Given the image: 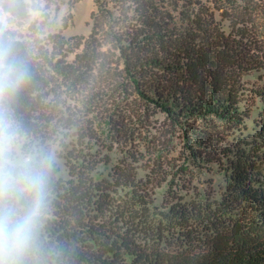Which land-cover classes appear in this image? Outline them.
<instances>
[{
	"label": "trees",
	"instance_id": "1",
	"mask_svg": "<svg viewBox=\"0 0 264 264\" xmlns=\"http://www.w3.org/2000/svg\"><path fill=\"white\" fill-rule=\"evenodd\" d=\"M93 1L91 32L78 36L74 46L81 47L80 51L70 63L50 56L49 67L80 85V80L87 79L83 76L87 70L115 65L118 84L124 89L129 86L190 132V156L197 165L210 169L217 164L224 170L227 195L222 206L229 209L230 217L219 225L211 221L214 229L189 245H142L112 224L75 210L73 196L70 199L61 192L66 188L53 169L51 214L42 230L53 264H264L262 156L224 148L222 138L194 125L195 120L209 118L235 124L249 118L242 79L264 68V0H210L216 10L229 12L227 28L214 20L212 10L174 8L169 12L167 8L169 3L193 5L192 0ZM0 7L18 22L30 17L26 0H4ZM2 27L4 36L14 40L26 59L31 74L10 104L22 129L20 145L31 149L36 140L45 146L54 139L62 141V129L73 127L89 128L87 135L94 132L95 122L60 109L59 95H51V80L44 69L47 64L41 65L24 40ZM52 42L64 47L69 40L57 33ZM251 95L264 101L263 90H251ZM87 97L92 104L100 93L90 87Z\"/></svg>",
	"mask_w": 264,
	"mask_h": 264
},
{
	"label": "rangeland",
	"instance_id": "2",
	"mask_svg": "<svg viewBox=\"0 0 264 264\" xmlns=\"http://www.w3.org/2000/svg\"><path fill=\"white\" fill-rule=\"evenodd\" d=\"M26 1L29 19L18 22L3 10V26L27 43L41 65L47 64L44 69L51 80V95H59L60 109L95 122L89 135V128L73 127L62 129V141L54 139L46 146L39 140L32 143V148L54 152L55 176L66 188L61 187V192L67 198L73 196L71 206L152 247L192 244L191 240L205 238L214 229L211 221L217 225L228 221L229 209L222 206L227 195L224 170L217 164L210 169L197 165L190 156V132L139 98L129 86L124 89L118 84L114 80L118 71L115 65L87 70L83 75L87 81L80 80V85L49 67L50 56L73 61L75 52L81 49H74L77 37H87L91 32L95 2ZM192 1L196 3H179L177 7L169 3L167 8L169 12L174 8L212 10L218 24L224 28L231 25L225 18L229 12L216 10L210 0ZM57 33L69 40L66 46L53 44ZM242 81L247 89L248 119L235 124L209 118L195 120L194 125L222 138L224 148L256 152L264 160V101L251 95V90L264 91V68L250 71ZM90 87L100 93L92 104L87 101ZM28 149V145H18L20 151ZM68 188L76 191L70 194ZM200 219L208 230L204 223L199 226Z\"/></svg>",
	"mask_w": 264,
	"mask_h": 264
},
{
	"label": "clouds",
	"instance_id": "3",
	"mask_svg": "<svg viewBox=\"0 0 264 264\" xmlns=\"http://www.w3.org/2000/svg\"><path fill=\"white\" fill-rule=\"evenodd\" d=\"M2 22L0 7V264H53L42 230L56 157L38 148L18 150L22 129L10 104L31 74Z\"/></svg>",
	"mask_w": 264,
	"mask_h": 264
}]
</instances>
